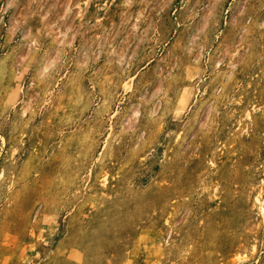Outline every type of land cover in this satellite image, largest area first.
<instances>
[{
    "label": "rangeland",
    "instance_id": "1",
    "mask_svg": "<svg viewBox=\"0 0 264 264\" xmlns=\"http://www.w3.org/2000/svg\"><path fill=\"white\" fill-rule=\"evenodd\" d=\"M262 181L264 0H0V264H264Z\"/></svg>",
    "mask_w": 264,
    "mask_h": 264
},
{
    "label": "bare ground",
    "instance_id": "2",
    "mask_svg": "<svg viewBox=\"0 0 264 264\" xmlns=\"http://www.w3.org/2000/svg\"><path fill=\"white\" fill-rule=\"evenodd\" d=\"M106 179H107L106 173H103L101 182L104 183L106 181ZM262 182H264V181H262ZM257 194L258 195L255 196V202L257 203V207H258L257 211L259 212V215L261 216V218L264 219V196L261 197V196H259V193H257Z\"/></svg>",
    "mask_w": 264,
    "mask_h": 264
}]
</instances>
